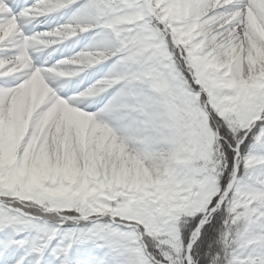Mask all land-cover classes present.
<instances>
[{
	"label": "snow or ice",
	"instance_id": "1",
	"mask_svg": "<svg viewBox=\"0 0 264 264\" xmlns=\"http://www.w3.org/2000/svg\"><path fill=\"white\" fill-rule=\"evenodd\" d=\"M0 264H264V0H0Z\"/></svg>",
	"mask_w": 264,
	"mask_h": 264
}]
</instances>
